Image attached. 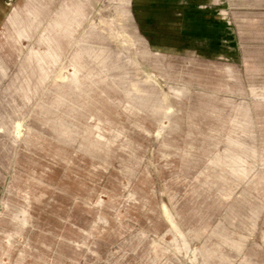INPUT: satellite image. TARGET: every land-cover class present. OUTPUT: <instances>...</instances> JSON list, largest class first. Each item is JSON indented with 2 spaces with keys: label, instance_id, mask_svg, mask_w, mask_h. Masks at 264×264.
Instances as JSON below:
<instances>
[{
  "label": "rangeland",
  "instance_id": "1",
  "mask_svg": "<svg viewBox=\"0 0 264 264\" xmlns=\"http://www.w3.org/2000/svg\"><path fill=\"white\" fill-rule=\"evenodd\" d=\"M262 2L0 0V264H264Z\"/></svg>",
  "mask_w": 264,
  "mask_h": 264
},
{
  "label": "crops",
  "instance_id": "2",
  "mask_svg": "<svg viewBox=\"0 0 264 264\" xmlns=\"http://www.w3.org/2000/svg\"><path fill=\"white\" fill-rule=\"evenodd\" d=\"M262 3L264 4V0H263ZM171 229H172V228H171ZM172 231H174V230L172 229ZM202 253H203V256H204V257H207V256L209 255V253H207V252H205V251H203Z\"/></svg>",
  "mask_w": 264,
  "mask_h": 264
},
{
  "label": "bare ground",
  "instance_id": "3",
  "mask_svg": "<svg viewBox=\"0 0 264 264\" xmlns=\"http://www.w3.org/2000/svg\"><path fill=\"white\" fill-rule=\"evenodd\" d=\"M175 232H177V226L175 224L172 223V227H171Z\"/></svg>",
  "mask_w": 264,
  "mask_h": 264
}]
</instances>
